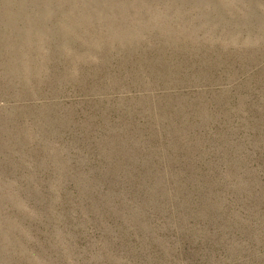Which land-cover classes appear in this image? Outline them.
Returning a JSON list of instances; mask_svg holds the SVG:
<instances>
[{
	"label": "rangeland",
	"instance_id": "obj_1",
	"mask_svg": "<svg viewBox=\"0 0 264 264\" xmlns=\"http://www.w3.org/2000/svg\"><path fill=\"white\" fill-rule=\"evenodd\" d=\"M0 264H264V0H0Z\"/></svg>",
	"mask_w": 264,
	"mask_h": 264
}]
</instances>
